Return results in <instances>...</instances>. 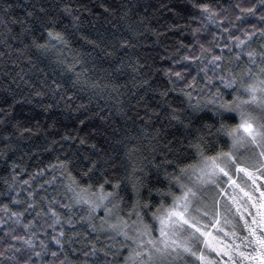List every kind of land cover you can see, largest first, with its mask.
Instances as JSON below:
<instances>
[{"label": "snow or ice", "instance_id": "snow-or-ice-1", "mask_svg": "<svg viewBox=\"0 0 264 264\" xmlns=\"http://www.w3.org/2000/svg\"><path fill=\"white\" fill-rule=\"evenodd\" d=\"M189 2L188 22L172 25L189 42L164 46L158 60L139 51L162 35L143 21L112 41L81 37L91 52L74 48L83 6L71 0L60 19L41 8L33 24L19 22L30 39L16 51L53 66L28 102L51 103L39 101L41 124L15 118L24 97L11 85L0 98V264H264V0ZM61 104L80 131L93 118L114 122L111 136L100 125L60 134ZM98 132L103 145L79 155L75 143ZM41 136L40 152L56 155L29 174L15 154Z\"/></svg>", "mask_w": 264, "mask_h": 264}, {"label": "trees", "instance_id": "trees-1", "mask_svg": "<svg viewBox=\"0 0 264 264\" xmlns=\"http://www.w3.org/2000/svg\"><path fill=\"white\" fill-rule=\"evenodd\" d=\"M64 2L66 0H7V4L11 5L8 9L7 17L5 18L3 12L0 11V98L7 94L9 85H11L12 90L16 93L18 100L24 97V101L15 109L14 115L17 119L35 117V120L40 121L41 124L48 122L45 120V116L48 114L44 113L43 109L39 107V101L42 100L43 103L47 104L51 103V100L34 98L33 102L29 103L28 98L33 91L41 88L42 82L45 79L43 74L51 73L53 67L49 59L38 58L35 55L32 57V62L29 63L16 51L22 48L23 44H28L30 39V37L28 39L24 38L22 26L19 22L33 24L37 17L42 15L39 11L41 8H44L51 18L60 19L62 16L61 8ZM71 4L74 8L83 6L81 11L77 13L81 16V30L75 33V41L77 42L73 43L74 48L83 51L91 52L92 49L85 44L81 37H87L88 40L103 38L107 41H112L125 33L127 25L139 24L141 21L162 34L159 43H154L156 37L150 34L148 35V39L143 41L145 47L139 49V51L142 55H146L149 58L158 60L159 55L164 54V46L172 47L181 39H184V42L188 43L191 38L186 29L181 32L172 28L174 24L185 25L188 22L186 17L189 15V12L186 9H190L189 0H71ZM4 6V0H0V8ZM117 6H121L123 11H127L128 16L126 20H118V17H114L105 11V8H116ZM29 12L33 13L31 17L27 15ZM5 19L10 21L7 25L2 22ZM64 22L66 23V21ZM192 26L195 27V25ZM94 55L102 56V53H94ZM18 74L19 76H23L24 79L20 80ZM51 78L48 77L49 82ZM14 79L15 83H12ZM121 83H129L131 87L130 80L127 77L121 78ZM193 96L195 97V93H193ZM82 102L80 100L76 101V103ZM0 107L6 106L0 105ZM92 107L94 111L97 110L95 101ZM100 107H103V101H101ZM54 113L58 114L60 123L57 125V128L62 135H76L79 132L83 136L93 127L100 125L99 132H107L111 136L114 122H110L108 126H104L100 120L93 118L89 126L80 131L83 126L75 121L77 113H70L69 109L65 108L63 104L55 109ZM140 115L143 116L144 113L141 111ZM25 126H31V124ZM155 126L159 127L160 123H157ZM119 127L120 125H115V128L118 129ZM127 127L131 128L132 126L129 124ZM99 132L84 146H79L78 142L75 143V147L79 149V155H89V145L91 143H96L98 148L103 145L104 140ZM3 134L6 135L7 133ZM55 138L58 139L59 137ZM49 139L52 138L50 137ZM168 139H171V135H169ZM2 146L0 144V147ZM43 146L44 138L42 136L34 140L25 138L19 144V148L15 154V162L20 163V158H22V167H27L30 174L36 170L38 164L42 167L43 164L54 159L56 155V153L48 155L47 153L40 152L39 149ZM68 147L69 145H64L65 149ZM57 148H59V145H57ZM41 161H43V164H41ZM50 175L51 173H49ZM5 176H7L5 165L0 162V177ZM49 176L43 177V180H47ZM21 178L27 179L28 177L22 173ZM41 182L37 181V183ZM2 190L3 186L0 185V191Z\"/></svg>", "mask_w": 264, "mask_h": 264}, {"label": "rangeland", "instance_id": "rangeland-1", "mask_svg": "<svg viewBox=\"0 0 264 264\" xmlns=\"http://www.w3.org/2000/svg\"><path fill=\"white\" fill-rule=\"evenodd\" d=\"M51 191H52V189L49 188L48 192H51ZM214 235H218V233H214ZM194 262H195V258H188L186 261V264H194Z\"/></svg>", "mask_w": 264, "mask_h": 264}]
</instances>
